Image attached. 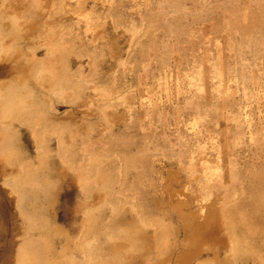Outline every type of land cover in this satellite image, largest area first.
Wrapping results in <instances>:
<instances>
[{
    "label": "rangeland",
    "instance_id": "obj_1",
    "mask_svg": "<svg viewBox=\"0 0 264 264\" xmlns=\"http://www.w3.org/2000/svg\"><path fill=\"white\" fill-rule=\"evenodd\" d=\"M0 264H264V0H0Z\"/></svg>",
    "mask_w": 264,
    "mask_h": 264
},
{
    "label": "bare ground",
    "instance_id": "obj_2",
    "mask_svg": "<svg viewBox=\"0 0 264 264\" xmlns=\"http://www.w3.org/2000/svg\"><path fill=\"white\" fill-rule=\"evenodd\" d=\"M218 73V72H217ZM2 209V208H1Z\"/></svg>",
    "mask_w": 264,
    "mask_h": 264
}]
</instances>
